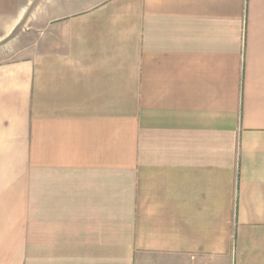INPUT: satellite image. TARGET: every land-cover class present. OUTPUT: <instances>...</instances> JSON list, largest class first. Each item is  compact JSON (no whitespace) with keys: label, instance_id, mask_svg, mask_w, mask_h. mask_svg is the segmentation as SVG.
I'll return each mask as SVG.
<instances>
[{"label":"crops","instance_id":"0c3cea01","mask_svg":"<svg viewBox=\"0 0 264 264\" xmlns=\"http://www.w3.org/2000/svg\"><path fill=\"white\" fill-rule=\"evenodd\" d=\"M32 6L0 264H264V0Z\"/></svg>","mask_w":264,"mask_h":264},{"label":"rangeland","instance_id":"374dc122","mask_svg":"<svg viewBox=\"0 0 264 264\" xmlns=\"http://www.w3.org/2000/svg\"><path fill=\"white\" fill-rule=\"evenodd\" d=\"M32 1L0 0V63L15 61L30 48Z\"/></svg>","mask_w":264,"mask_h":264}]
</instances>
